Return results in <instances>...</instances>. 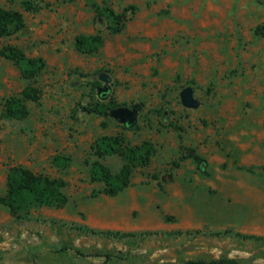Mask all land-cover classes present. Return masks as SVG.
<instances>
[{
	"label": "rangeland",
	"instance_id": "obj_1",
	"mask_svg": "<svg viewBox=\"0 0 264 264\" xmlns=\"http://www.w3.org/2000/svg\"><path fill=\"white\" fill-rule=\"evenodd\" d=\"M23 1L37 10L25 11ZM129 6L124 29L109 33L97 12ZM0 7L21 13L25 25L0 47L45 63L29 82L0 59V196L9 169L21 166L63 180L67 197L62 207L18 217L0 204V264H264V37L254 32L264 26V0H0ZM94 34L103 37L96 52L75 49L77 36ZM28 84L40 99L24 101V119L4 118L5 101ZM96 102L117 107L99 116L87 111ZM102 135L154 148L114 197L89 176ZM184 149L203 167L191 158L174 167ZM60 156L66 167L53 164ZM103 163L116 173L122 159Z\"/></svg>",
	"mask_w": 264,
	"mask_h": 264
},
{
	"label": "trees",
	"instance_id": "obj_2",
	"mask_svg": "<svg viewBox=\"0 0 264 264\" xmlns=\"http://www.w3.org/2000/svg\"><path fill=\"white\" fill-rule=\"evenodd\" d=\"M25 11H36L37 8L30 1L21 2ZM128 9L131 17L135 11L129 6L120 13L104 7L97 15L103 16L107 21L109 33H120L130 17L127 16ZM24 20L18 11L7 10L0 7V39L10 37L24 28ZM255 34L264 37V26H258ZM103 44V37L100 34L79 35L75 38V49L82 54H92ZM0 59L12 62L20 71L21 76L29 82L36 79L43 71L45 63L42 58H29L24 52L14 46L0 47ZM41 92L32 84H28L21 92L20 97H11L5 101L2 116L6 119L22 120L27 115L24 101L37 102ZM117 107L113 102L107 104L102 102L94 103L88 112L99 116H108L109 112ZM103 125H105L103 123ZM95 159L90 164L89 176L92 182L102 183L101 194L109 197L117 196L125 190L130 181L132 171L137 166H146L154 148L151 143L143 142L137 146H128L120 135H102L96 139L92 147ZM178 162L173 163L177 167L180 162L191 158L195 162L201 161L199 155L193 149H184ZM117 155L122 159V165L118 172L112 173L103 163V159ZM69 162L67 157H56L53 164L57 167H66ZM251 172L252 169H246ZM264 173V167L261 168ZM155 179H157L155 177ZM66 183L61 179L50 178L42 174H35L30 170L17 166L9 169L6 177V191L0 196V204L5 206L9 212L18 217L21 213H27L35 207H62L67 202L64 193ZM160 186V185H159ZM179 264H239L238 261L228 258L214 260H189Z\"/></svg>",
	"mask_w": 264,
	"mask_h": 264
},
{
	"label": "water",
	"instance_id": "obj_3",
	"mask_svg": "<svg viewBox=\"0 0 264 264\" xmlns=\"http://www.w3.org/2000/svg\"><path fill=\"white\" fill-rule=\"evenodd\" d=\"M182 97L184 103L188 104L190 102L189 93H184ZM128 123H131V121L129 120Z\"/></svg>",
	"mask_w": 264,
	"mask_h": 264
}]
</instances>
